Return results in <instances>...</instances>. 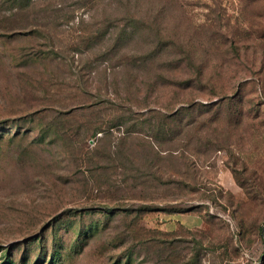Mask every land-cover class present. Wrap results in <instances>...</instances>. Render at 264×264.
Returning <instances> with one entry per match:
<instances>
[{"label": "rangeland", "instance_id": "374dc122", "mask_svg": "<svg viewBox=\"0 0 264 264\" xmlns=\"http://www.w3.org/2000/svg\"><path fill=\"white\" fill-rule=\"evenodd\" d=\"M84 101L117 125L85 134ZM187 101L178 155L122 137ZM263 254L264 0H0V264Z\"/></svg>", "mask_w": 264, "mask_h": 264}, {"label": "trees", "instance_id": "16d2710c", "mask_svg": "<svg viewBox=\"0 0 264 264\" xmlns=\"http://www.w3.org/2000/svg\"><path fill=\"white\" fill-rule=\"evenodd\" d=\"M112 45H113L112 51H115L116 53L120 51L122 47L126 45V43L114 42L112 43ZM146 46H147V52L144 53V50H142L141 48L135 49V50H139L138 51L139 55L129 56V58H131V62L134 63L133 66L136 65L138 67H141V65L144 64V62H147L148 65H151L155 63L156 61L160 60V59L156 60L157 55L163 49L164 45L154 44V43L151 45H146L144 43L141 44L142 48H145ZM141 52L142 54H140ZM188 58L190 59V63H192L193 60L190 57ZM184 59H187V57L177 60V61H173V62H175V64L181 63L185 61ZM201 77H202V71H199V73H197L195 77H191V76L186 77L183 80L184 81L183 84L186 85L185 86L186 88H189L191 85H193V83L202 81ZM197 90H198V93L204 91L203 88H200V89L197 88ZM98 104L99 103H97V101H87V102L84 101L80 103V109H83L82 112L85 115V120L82 122L80 127H81V130H83L85 134L90 135V137H95L98 134L102 136L106 134L107 132H109L108 130H110L111 128H114L117 125L116 123H112L111 125H109L110 122H113L112 120H107V121L100 120L98 112H96ZM194 105L195 104H193L192 101H187L186 105L180 106L177 110L171 111V113L169 114H162L159 120L158 126L157 125L154 126L155 128L159 127V131H157L154 134L143 133V132L135 130V127L130 126L126 131H124V135L122 137L129 138L131 136L142 135V136H145V139L147 140L146 141L147 145L152 150L157 151V153L166 155L164 157H167V156L172 157L174 155H178L179 152H177V149L175 147H172L173 146L172 144L173 143L175 144V141L180 139V134L177 132L178 127L173 129V126H174V123H176L177 125L179 124L176 117L179 118L178 116H180L183 113V111H190V109ZM184 113H187V112H184ZM189 125H190L189 123L186 124L187 127ZM152 202L154 203V201ZM145 208L147 211H151V210H155V208H158V207L154 205H151V206L146 205ZM10 263H12V261L8 260L7 264H10ZM262 264H264V258L262 260Z\"/></svg>", "mask_w": 264, "mask_h": 264}, {"label": "water", "instance_id": "95a60500", "mask_svg": "<svg viewBox=\"0 0 264 264\" xmlns=\"http://www.w3.org/2000/svg\"><path fill=\"white\" fill-rule=\"evenodd\" d=\"M263 258H264V254H263L262 257H261V260H263Z\"/></svg>", "mask_w": 264, "mask_h": 264}]
</instances>
